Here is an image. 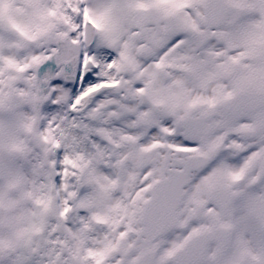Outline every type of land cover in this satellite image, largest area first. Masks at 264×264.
<instances>
[{"label":"snow or ice","instance_id":"obj_1","mask_svg":"<svg viewBox=\"0 0 264 264\" xmlns=\"http://www.w3.org/2000/svg\"><path fill=\"white\" fill-rule=\"evenodd\" d=\"M0 264H264V0H0Z\"/></svg>","mask_w":264,"mask_h":264}]
</instances>
